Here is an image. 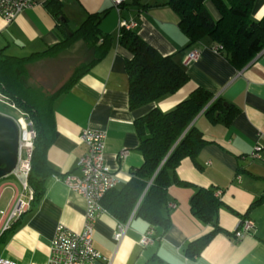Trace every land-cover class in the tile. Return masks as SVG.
<instances>
[{
    "label": "crops",
    "instance_id": "1",
    "mask_svg": "<svg viewBox=\"0 0 264 264\" xmlns=\"http://www.w3.org/2000/svg\"><path fill=\"white\" fill-rule=\"evenodd\" d=\"M29 1L33 5L9 24L0 17V51L4 54L27 56L56 45L63 36L60 21L45 9L48 0ZM59 1L70 31L88 14L104 11L99 28L112 36L113 43L102 60L53 100L57 136L45 154L54 174L45 179L41 198L36 203L29 200L12 174L20 188L8 182L6 176L0 178V210L11 211L21 195L29 203L6 228V217L0 215V257L14 264H44L56 225L73 232L82 229L84 199L68 189L61 178L77 173L78 159L86 151L78 139L83 128L105 131V165L115 173L120 188L129 180L130 170L143 162L137 150L139 138L134 121L155 107L168 111L194 89L202 88L237 111L228 125L211 123L203 111L191 121L206 144L194 161L185 158L176 169L178 180L186 185L167 188L168 230L160 240L143 246L139 242L148 226L140 218H132L117 242L113 234L118 223L103 213L95 222L92 244L105 260L95 264H146L153 260L163 264H264V203L250 206L264 195V49L243 68L236 69L224 54L214 52L217 44L208 39L188 43L179 29L177 14L166 4L168 0H127L119 11L109 0ZM205 7L214 20L220 17L209 0ZM250 14L257 21L264 18V0H255ZM122 20L134 21L136 27L132 30L146 44L161 56H174L184 67L188 81L177 93L138 109L129 108V81L124 70L125 60L131 55L118 45ZM83 45L77 41L59 56L75 61L80 52H86ZM193 50H199L200 56L188 63L185 55ZM256 143L262 145L260 159L250 156ZM198 188L212 189L217 196L221 204L217 226L223 231L211 238L198 255L188 257L184 254L187 244L212 230L190 214L189 200ZM243 219L252 220L254 229L239 240L233 239V231Z\"/></svg>",
    "mask_w": 264,
    "mask_h": 264
},
{
    "label": "trees",
    "instance_id": "2",
    "mask_svg": "<svg viewBox=\"0 0 264 264\" xmlns=\"http://www.w3.org/2000/svg\"><path fill=\"white\" fill-rule=\"evenodd\" d=\"M208 0H168L166 4L177 14L179 29L188 43L203 39L220 46L221 54L236 69L243 68L264 49V18L254 20L251 16L255 0H209L220 17L214 20L205 7ZM59 0L45 2L54 18L62 15ZM104 14L91 13L71 35L65 34V24L59 22L62 38L55 44L27 56H11L0 51V93L33 123L36 136L30 153V170L27 185L31 190L32 202L41 198L45 179L54 174L48 167L46 154L54 142L57 131L53 118V103L61 93L72 85L93 65L104 58L111 49L113 38L99 28ZM82 41L86 49L85 58L71 72L68 80L55 92L44 95L26 83L27 66L42 59L55 57L68 46ZM118 45L126 49L131 57L125 60L128 75V103L130 109L158 102L177 93L187 81L185 69L174 56H161L143 41L136 31L121 28ZM211 123L228 125L237 109L210 92L196 88L184 100L168 111L152 108L134 121L138 149L143 157L140 167L130 170L129 180L120 188L107 192L101 204L106 212L119 224H127L132 218H140L160 240L170 226L167 215L168 187L172 184L186 185L178 180L176 169L181 160L196 159L206 141L201 131L191 121L202 112ZM212 189L198 188L189 200L190 214L212 230L206 235L189 242L184 254L198 255L216 234L223 230L217 226L218 210L221 206ZM264 203V195L252 202L251 207ZM14 228L11 229V231ZM146 264H163L153 260Z\"/></svg>",
    "mask_w": 264,
    "mask_h": 264
},
{
    "label": "built area",
    "instance_id": "3",
    "mask_svg": "<svg viewBox=\"0 0 264 264\" xmlns=\"http://www.w3.org/2000/svg\"><path fill=\"white\" fill-rule=\"evenodd\" d=\"M112 6L119 11L120 6L127 0H109ZM33 2L29 0H0V17L4 23L12 22L25 8H29ZM119 27L124 29H133L136 27L134 21H120ZM220 46L213 48L214 52L221 51ZM200 51L193 50L185 55V61H196L199 58ZM0 103L6 104L13 108L18 114L12 118L17 124L18 129V159L16 166L11 174H13L21 183L23 190L27 193V198L32 199V192L27 185V176L30 170V158L33 150V139L36 133L33 128L32 121L25 113L8 102V99L0 93ZM5 116L4 113H1ZM106 133L102 130L93 128H83L79 134V141L85 146V153L78 159L76 164L77 173L65 174L61 180L72 192H75L84 199L85 210L82 229L73 232L62 224L56 225L53 238L49 246L46 262L44 264H95L98 260H105L102 254L97 251L93 243V230L98 217L106 210L101 204L103 196L117 188L118 179L115 173L105 165V140ZM262 145L256 143L250 154L252 159H260ZM122 152L120 155H123ZM56 178L57 176L54 175ZM24 196H20L13 209L8 213L0 210V215L6 217L4 228L8 227L11 220L15 219L29 205L28 201H24ZM174 207V205H171ZM128 224L117 225L113 238L119 242L125 234ZM254 222L250 219H243L236 225L233 231V239L239 240L254 229ZM154 232L148 229L140 238V244L143 246L152 245L154 242ZM0 264H14L0 257Z\"/></svg>",
    "mask_w": 264,
    "mask_h": 264
},
{
    "label": "rangeland",
    "instance_id": "4",
    "mask_svg": "<svg viewBox=\"0 0 264 264\" xmlns=\"http://www.w3.org/2000/svg\"><path fill=\"white\" fill-rule=\"evenodd\" d=\"M58 54L55 57L42 59L43 61H36L27 66V79L26 83L32 89L44 95H49L55 92L61 85H63L73 72L74 68L80 64L85 58V53H79L78 58L75 61H69L62 58ZM0 112L4 113L5 116L17 117L18 113L6 104L0 103ZM13 175V174H12ZM8 182L20 188L18 181L11 176H6ZM5 197L8 198V192H5Z\"/></svg>",
    "mask_w": 264,
    "mask_h": 264
},
{
    "label": "water",
    "instance_id": "5",
    "mask_svg": "<svg viewBox=\"0 0 264 264\" xmlns=\"http://www.w3.org/2000/svg\"><path fill=\"white\" fill-rule=\"evenodd\" d=\"M65 24L63 29L65 34H70V29L66 26L63 16L59 20ZM15 121L0 114V178L12 173L18 159V129Z\"/></svg>",
    "mask_w": 264,
    "mask_h": 264
}]
</instances>
